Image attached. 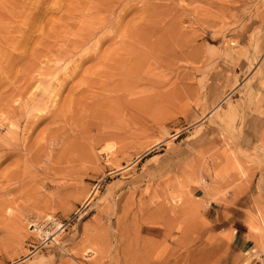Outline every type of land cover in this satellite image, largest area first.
I'll use <instances>...</instances> for the list:
<instances>
[{
	"label": "rangeland",
	"instance_id": "rangeland-1",
	"mask_svg": "<svg viewBox=\"0 0 264 264\" xmlns=\"http://www.w3.org/2000/svg\"><path fill=\"white\" fill-rule=\"evenodd\" d=\"M101 257L264 264V0H0V264Z\"/></svg>",
	"mask_w": 264,
	"mask_h": 264
},
{
	"label": "bare ground",
	"instance_id": "bare-ground-1",
	"mask_svg": "<svg viewBox=\"0 0 264 264\" xmlns=\"http://www.w3.org/2000/svg\"><path fill=\"white\" fill-rule=\"evenodd\" d=\"M94 195V192H91L89 194H87V197L85 199V204L88 203L90 201V199L92 198V196ZM161 209V208H160ZM163 212V211H162ZM163 214V213H162ZM161 222V220H160ZM32 227V226H31ZM37 230V229H36ZM44 234V232H43ZM49 236V235H48ZM99 238V237H98ZM98 240V239H97ZM97 242V241H96ZM98 243H101V242H98ZM162 243V242H161ZM102 260H104V257H101L100 259L97 260V262L95 264H103L102 263ZM107 264V263H106Z\"/></svg>",
	"mask_w": 264,
	"mask_h": 264
}]
</instances>
